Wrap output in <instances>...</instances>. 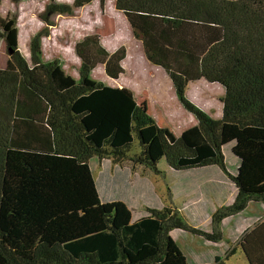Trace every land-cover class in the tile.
<instances>
[{
	"label": "trees",
	"instance_id": "1",
	"mask_svg": "<svg viewBox=\"0 0 264 264\" xmlns=\"http://www.w3.org/2000/svg\"><path fill=\"white\" fill-rule=\"evenodd\" d=\"M91 1L49 0L28 59L18 51L16 16H0V42L12 52L0 69V264H190L171 231L219 242L225 218L264 207V0H115L146 60L165 72L196 121L178 137L131 91L92 79L98 65L109 79L123 75L124 47L109 53L96 35L76 42V80L57 60H42L51 18ZM200 80L223 90L218 120L186 98ZM229 143L233 173L221 151ZM92 158L156 173L162 159L176 171L216 167L236 195L212 214L211 233L170 207L133 220L124 203L100 199ZM238 245L247 264H264V221Z\"/></svg>",
	"mask_w": 264,
	"mask_h": 264
},
{
	"label": "rangeland",
	"instance_id": "2",
	"mask_svg": "<svg viewBox=\"0 0 264 264\" xmlns=\"http://www.w3.org/2000/svg\"><path fill=\"white\" fill-rule=\"evenodd\" d=\"M57 1L67 5L73 2V0ZM48 2L49 0H0V16L6 17L9 14L16 16L18 51L26 59L29 58L27 49L29 39L44 27L40 15ZM51 22L52 26L48 29V37L41 39L43 61L57 60L63 72L76 80L80 61L74 53V45L85 36L96 35L107 52L112 53L118 48L124 47L126 56L121 63L124 73L117 80L107 78L101 65H98L92 71L91 77L93 80L109 87L126 88L131 91L138 103H146L148 114L158 122L159 126L167 128L176 137L182 131L196 124L193 116L178 104L165 72L161 68L152 66L146 60L140 40L133 36L124 14L115 9V0H92L89 4L75 10L71 16H53ZM7 60L8 52L4 44L0 42V69L5 68ZM222 94L223 90L218 84H209L203 80L190 83L186 90V98L216 120L221 115L220 98ZM133 142L131 152L136 154L140 148L135 138ZM232 144H226L221 148L226 169L229 173H233L237 163L236 158L230 151ZM165 165L164 159L158 163L161 174L156 177L160 179L161 183L163 182L159 193H164L165 207H170L175 211V206L181 205L182 201L178 198L177 200L173 199L174 202L171 200V195L167 191L165 183L173 178V173H170L172 174V177H170L169 172L164 168ZM152 177L153 174L150 175L149 180ZM231 200L228 199L222 206L218 205V201H213L212 204L215 209H219L229 206ZM177 211L179 212L178 208ZM179 216L183 219L185 217L181 213ZM225 233L228 235L227 230ZM228 238L225 235L223 241L230 244V238L227 242ZM215 263L247 264L240 254L236 257H230L226 262L223 257L222 261H215Z\"/></svg>",
	"mask_w": 264,
	"mask_h": 264
},
{
	"label": "crops",
	"instance_id": "3",
	"mask_svg": "<svg viewBox=\"0 0 264 264\" xmlns=\"http://www.w3.org/2000/svg\"><path fill=\"white\" fill-rule=\"evenodd\" d=\"M89 167L100 199L103 202L120 201L124 203L131 210L133 220L147 215L149 209L165 208L164 193H159L163 182L161 183L160 179L156 177L161 174L158 164L156 166L158 173L126 164L114 165L110 161L97 158L89 160ZM164 168L169 172L170 177H172L170 173H173V178L165 183L171 200L174 202L173 199L177 200L178 198L182 201L181 205L175 206V210L179 209L189 226L210 233L212 230L211 216L217 210L212 204L213 201H218V205L222 206L232 198L229 202L231 205L236 195L235 188L223 172L216 167L186 171H176L167 165ZM151 174L153 177L149 180ZM263 210L264 207L250 204L243 213L223 220L221 231L223 237L226 235L228 238L229 236L230 244L224 242L223 239L211 243L201 236L181 230L171 231L170 236L190 264H216L215 259L218 258L222 261L223 257L226 262L230 257H236L238 254L245 260L240 251L238 239L254 224L264 221ZM226 230L228 235L225 233ZM229 238L227 242H229ZM232 249H234L233 255L229 253Z\"/></svg>",
	"mask_w": 264,
	"mask_h": 264
},
{
	"label": "water",
	"instance_id": "4",
	"mask_svg": "<svg viewBox=\"0 0 264 264\" xmlns=\"http://www.w3.org/2000/svg\"><path fill=\"white\" fill-rule=\"evenodd\" d=\"M9 54H11L12 52L11 51H8Z\"/></svg>",
	"mask_w": 264,
	"mask_h": 264
}]
</instances>
